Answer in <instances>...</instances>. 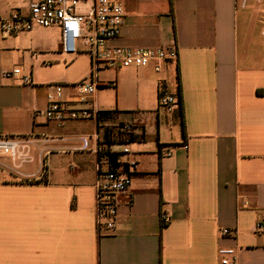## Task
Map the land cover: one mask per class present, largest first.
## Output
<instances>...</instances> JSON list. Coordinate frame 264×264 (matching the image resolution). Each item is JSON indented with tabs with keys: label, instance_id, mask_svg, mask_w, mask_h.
I'll return each mask as SVG.
<instances>
[{
	"label": "crops",
	"instance_id": "crops-1",
	"mask_svg": "<svg viewBox=\"0 0 264 264\" xmlns=\"http://www.w3.org/2000/svg\"><path fill=\"white\" fill-rule=\"evenodd\" d=\"M3 1L4 14L24 7L23 0ZM123 6L111 46H174L177 60L159 72L100 70L98 88L84 102L74 84L40 81L47 65L66 61L59 29L0 38V137L27 141L25 160L14 167L36 178L16 181L2 159L8 169L0 172V264H219L221 247L236 248L238 264H264V233L254 232L264 222V0H123ZM35 36L42 40L33 42ZM33 50L42 57L35 69L26 57ZM18 67V76L3 77ZM105 71L115 80L100 78ZM22 75L31 82L22 84ZM53 85L62 86L61 100L71 108L96 117L46 120ZM101 88L121 95L119 109L99 107ZM179 90L181 119L177 107L169 113L156 105L164 91L178 101ZM98 112L114 114L99 120ZM115 123L134 127L123 141L130 153L113 154L100 167L129 172L132 184L117 196L113 232L99 236L97 157L72 149ZM103 139L111 152L121 150L115 137ZM225 229L233 235L222 237Z\"/></svg>",
	"mask_w": 264,
	"mask_h": 264
},
{
	"label": "built area",
	"instance_id": "built-area-1",
	"mask_svg": "<svg viewBox=\"0 0 264 264\" xmlns=\"http://www.w3.org/2000/svg\"><path fill=\"white\" fill-rule=\"evenodd\" d=\"M23 8H14L4 14L0 10V38H8L21 33L30 32L35 28H57L61 35L60 52L73 55L81 52L77 49L76 41L83 36L82 46L84 53L90 59L91 74L89 80L76 83L72 89L84 102V96L92 95L98 88L97 73L103 69L152 67L155 72L161 71L170 61L177 60V50L174 46L156 49H131L111 46L120 33L124 21L123 0H23ZM261 26L264 29V12L261 17ZM20 74L18 68L4 72V78H13ZM95 78V79H94ZM22 84L31 82L29 76L20 77ZM53 92L47 95V107L44 111L46 120L65 123L75 120H87L94 117L88 109H74L61 100L62 86L53 85ZM159 106L167 112L177 107L176 97L169 92H162L158 100ZM96 117V116H95ZM134 135V127L127 123L102 125L92 137L79 138V146L73 152H88L97 157V173L95 180V227L100 236L113 232L117 218V196L126 193L132 184L129 172L100 166L108 164L113 154L126 155L129 149L123 144L125 139ZM104 136L115 137L121 150L111 152ZM20 137H0V172L7 167L2 163L6 158L13 170L8 169L10 175L20 182L35 181L32 176H24L17 172L14 164L25 160L24 150L27 141ZM43 164V162H42ZM135 163H128L129 171H133ZM45 173L42 165L37 180L43 179ZM168 221L163 218V224ZM255 234L264 233V222L254 227ZM233 232L222 230L221 236L227 238ZM219 264H238L237 249L221 247L217 251Z\"/></svg>",
	"mask_w": 264,
	"mask_h": 264
},
{
	"label": "rangeland",
	"instance_id": "rangeland-1",
	"mask_svg": "<svg viewBox=\"0 0 264 264\" xmlns=\"http://www.w3.org/2000/svg\"><path fill=\"white\" fill-rule=\"evenodd\" d=\"M4 1L0 0V6L4 7ZM40 36L33 37V42L39 43L41 41ZM83 36L81 39L76 41L77 49L81 50V52L73 55H64L66 61L61 60L59 62L51 63V65H47L45 69H43L40 73V81L43 84H76L82 82L84 80H89V76L91 73V67L89 64L88 55L84 53V48L82 46ZM24 45H26L29 41L26 39L24 41ZM36 46H33L35 49ZM83 50V51H82ZM34 52H28L26 57L29 61H33L34 69L40 66L41 63V55L37 50H33ZM18 69H20L18 67ZM100 78L114 81L115 74L112 71H105L100 74ZM118 80V77H117ZM97 101L99 103V107L102 109H119L121 103V95H117L114 92V89L111 88H101L97 92ZM118 103V106H117ZM156 105L159 106L158 99L156 101ZM117 106V107H116ZM162 108V107H161ZM163 109V108H162ZM117 148H121L120 145L116 146Z\"/></svg>",
	"mask_w": 264,
	"mask_h": 264
},
{
	"label": "trees",
	"instance_id": "trees-1",
	"mask_svg": "<svg viewBox=\"0 0 264 264\" xmlns=\"http://www.w3.org/2000/svg\"><path fill=\"white\" fill-rule=\"evenodd\" d=\"M176 113H177V116H179V118L181 119L182 118V103H181L180 90H179V96H178V101H177ZM112 114H114V112H98L97 119L101 120V119L110 118ZM181 128H182V131H184V124L182 121H181Z\"/></svg>",
	"mask_w": 264,
	"mask_h": 264
}]
</instances>
